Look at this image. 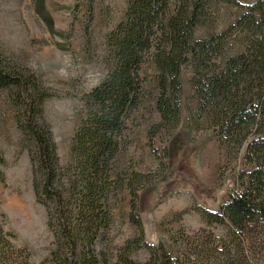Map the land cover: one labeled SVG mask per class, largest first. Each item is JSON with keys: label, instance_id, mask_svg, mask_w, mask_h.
Returning <instances> with one entry per match:
<instances>
[{"label": "trees", "instance_id": "obj_1", "mask_svg": "<svg viewBox=\"0 0 264 264\" xmlns=\"http://www.w3.org/2000/svg\"><path fill=\"white\" fill-rule=\"evenodd\" d=\"M98 1L104 0H75L73 13L83 8L93 21ZM127 2L106 37L107 76L82 98L67 166L45 119L44 104L54 95L33 71L0 53V92L29 151L33 191L54 236L53 251L40 264H264V0ZM225 9L236 14L223 25ZM200 29L207 33L197 38ZM185 68L193 72L196 107L183 123ZM147 106L159 118L148 131L151 147L159 136L171 137L160 151L159 176L122 161L130 128ZM196 133L207 135L198 140ZM212 139L234 172L226 201L216 210L197 205L205 225L171 235L174 251L147 243L146 203L183 156L199 159ZM124 195L137 234L112 248L114 202H126ZM14 239L0 228V264H33ZM140 251L148 252L146 263L133 259Z\"/></svg>", "mask_w": 264, "mask_h": 264}, {"label": "rangeland", "instance_id": "obj_2", "mask_svg": "<svg viewBox=\"0 0 264 264\" xmlns=\"http://www.w3.org/2000/svg\"><path fill=\"white\" fill-rule=\"evenodd\" d=\"M127 1H98L94 19L90 21L83 8L75 16V0H0V53L8 61L33 71L54 95L44 104L45 119L54 134L63 166L68 165L70 158L82 98L107 76L106 37L123 18ZM238 1L253 4L257 0ZM224 11L223 25L236 14L235 10ZM206 33L200 29L196 37H204ZM182 73L185 123L188 109L196 105L190 86L193 72L185 68ZM0 107V228L15 237V247L30 252L33 264H40L53 251L54 236L48 229L46 208L36 201L29 151L23 145V136L4 92H0ZM147 108L130 128L132 144L122 161L128 168L159 176L160 151L167 147L166 141L171 137L159 136L153 141L154 148L151 147L148 131L159 118L150 106ZM206 135L196 133L195 137L201 140ZM181 160L173 178L159 186L151 204L146 203L147 211L142 216L145 241L152 245L162 243L170 251H174L171 235L179 231L194 233L204 227V220L194 210L197 205L216 210L234 188V172L215 139L207 143L199 159L183 156ZM124 198L126 202H122L123 197L114 202L112 248L137 234L127 219L129 199L127 195ZM215 231L222 233L220 228ZM148 258L146 251L133 255L141 263Z\"/></svg>", "mask_w": 264, "mask_h": 264}]
</instances>
